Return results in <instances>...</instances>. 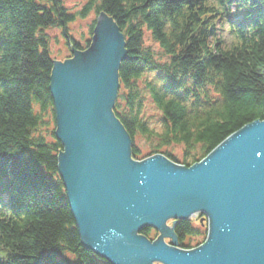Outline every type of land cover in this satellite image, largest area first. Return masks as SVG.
I'll return each instance as SVG.
<instances>
[{
	"label": "trees",
	"instance_id": "16d2710c",
	"mask_svg": "<svg viewBox=\"0 0 264 264\" xmlns=\"http://www.w3.org/2000/svg\"><path fill=\"white\" fill-rule=\"evenodd\" d=\"M45 1L0 0V264H107L81 244L57 171L62 147L46 119L54 122L47 31L60 30L77 51L90 41L73 42L67 26L76 16L62 0ZM90 12L124 37L112 113L132 160L162 155L190 167L264 118V0H87L77 15ZM171 146L181 157L162 151ZM173 234L177 247L195 248L184 245L199 236L190 221Z\"/></svg>",
	"mask_w": 264,
	"mask_h": 264
},
{
	"label": "water",
	"instance_id": "95a60500",
	"mask_svg": "<svg viewBox=\"0 0 264 264\" xmlns=\"http://www.w3.org/2000/svg\"><path fill=\"white\" fill-rule=\"evenodd\" d=\"M124 47L100 13L88 48L53 61L49 75L57 171L81 244L108 264H264V118L190 167L132 160L112 113ZM195 214L206 220L203 244L177 247L174 226ZM146 228L158 237L141 236Z\"/></svg>",
	"mask_w": 264,
	"mask_h": 264
},
{
	"label": "rangeland",
	"instance_id": "374dc122",
	"mask_svg": "<svg viewBox=\"0 0 264 264\" xmlns=\"http://www.w3.org/2000/svg\"><path fill=\"white\" fill-rule=\"evenodd\" d=\"M38 4H47L45 0H35ZM64 8L67 10L69 14H74L76 16V20L69 24L67 27V33L73 42L77 43L80 47H85L87 42L90 41V27L92 25L93 20L95 19L94 14L90 12L87 14L86 18L81 19L77 13L83 6L86 5L87 0H62ZM47 35L49 37V50L51 54V58L55 61H64L73 58V53L69 51V48L66 46V40L61 35V31L58 29H51L47 31ZM222 36L225 41L230 39V33L227 28L222 31ZM153 115L152 109L148 106L147 116ZM48 121L47 129L50 132L55 127L53 120H51V115L48 113L46 117ZM139 147L143 150H146L147 147L143 143L141 139L137 141ZM162 151L170 153L172 156L176 158L181 157V148L180 147H169L162 149ZM191 226L199 233V236L194 237L190 240H186L184 245H188V243L192 247H198L203 244L205 240V221L200 217L199 214H195L190 220ZM207 228V226H206ZM168 243L169 240H166Z\"/></svg>",
	"mask_w": 264,
	"mask_h": 264
},
{
	"label": "bare ground",
	"instance_id": "6f19581e",
	"mask_svg": "<svg viewBox=\"0 0 264 264\" xmlns=\"http://www.w3.org/2000/svg\"><path fill=\"white\" fill-rule=\"evenodd\" d=\"M93 13V12H92ZM68 27V26H67ZM68 30V29H67ZM67 46V45H66ZM68 48H69V51H71L72 52V49L69 47V46H67ZM88 48V47H87ZM86 48V49H87ZM85 49V50H86ZM74 51H77V50H74ZM77 52H84V51H77ZM73 53V52H72ZM73 55H74V53H73ZM73 59V58H72ZM53 61H55V60H53ZM61 62H63V61H61ZM120 65V64H119ZM119 69V68H118ZM55 131V130H54ZM88 250V249H87ZM90 251V250H89ZM91 252V251H90ZM96 256V255H95ZM97 257V256H96ZM97 258H99V257H97ZM99 259H101V258H99ZM102 261H104L105 263H107L105 260H103V259H101ZM108 264V263H107Z\"/></svg>",
	"mask_w": 264,
	"mask_h": 264
},
{
	"label": "snow or ice",
	"instance_id": "6c2138e0",
	"mask_svg": "<svg viewBox=\"0 0 264 264\" xmlns=\"http://www.w3.org/2000/svg\"><path fill=\"white\" fill-rule=\"evenodd\" d=\"M259 152H256L255 155H257Z\"/></svg>",
	"mask_w": 264,
	"mask_h": 264
}]
</instances>
